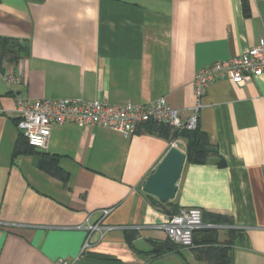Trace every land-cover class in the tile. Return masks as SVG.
<instances>
[{"label": "crops", "instance_id": "crops-1", "mask_svg": "<svg viewBox=\"0 0 264 264\" xmlns=\"http://www.w3.org/2000/svg\"><path fill=\"white\" fill-rule=\"evenodd\" d=\"M2 37L27 40L30 52L0 68V264H145L150 240L168 238L158 227L167 214L149 202L145 180L172 145L186 152L187 140L166 137L151 122L132 135L61 124L46 147L13 157L21 133L16 100L165 97L187 118L197 70L263 41L264 0H0ZM11 72L21 81L7 83ZM199 125L225 165L186 162L173 202L230 218L243 234L232 264H264V76L211 83ZM43 155L58 157L67 182L39 167ZM106 208H113L103 221L112 229L91 233L86 246L87 223ZM230 227L215 237L226 240ZM128 228L139 230L132 245ZM187 248V264H210Z\"/></svg>", "mask_w": 264, "mask_h": 264}, {"label": "built area", "instance_id": "built-area-1", "mask_svg": "<svg viewBox=\"0 0 264 264\" xmlns=\"http://www.w3.org/2000/svg\"><path fill=\"white\" fill-rule=\"evenodd\" d=\"M259 76H264V39L241 55L216 61L197 70L193 81L196 104L192 109L193 113L187 118L179 109L171 106L165 97L146 104L132 102L112 104L104 99L88 100L83 97L17 98V126L29 144L35 148L46 147L53 126L61 124L108 126L120 129L127 135L136 133L138 127L147 122L168 126L178 131L194 130L199 126L202 98L211 83L227 78L241 85ZM4 79L9 84L21 81V77L14 72L5 74ZM112 210L113 208L103 209L98 221L87 223L89 236L86 246L89 245L91 233L95 231L103 233L105 229H112L103 222ZM158 227L164 229L173 242L184 247H192L196 232L219 229L221 225L206 223L201 208L183 206L176 214L167 215ZM58 264L70 263L60 259Z\"/></svg>", "mask_w": 264, "mask_h": 264}, {"label": "trees", "instance_id": "trees-1", "mask_svg": "<svg viewBox=\"0 0 264 264\" xmlns=\"http://www.w3.org/2000/svg\"><path fill=\"white\" fill-rule=\"evenodd\" d=\"M247 10V9H245ZM247 12V11H245ZM29 42L27 40H19L17 38H0V68L6 60L18 62L20 58L27 56L30 52ZM153 126V130H159L161 134L171 139L184 138L187 140V163L204 164L209 162H216L219 166L225 165V159L220 155L216 146L211 144L208 134L200 128V125L194 130H183L171 132L170 127L158 125L154 122L149 123ZM36 148L31 146L21 132L15 144L13 157L22 154L35 153ZM43 159L39 161V167L47 173L62 179L64 182L68 180V173L64 171L58 162L57 156H42ZM149 202L160 211L167 215L176 214L180 207L173 201H161L158 198L146 194ZM203 220L206 223H213L218 225L227 224L231 227L228 228V237L226 240L221 241L217 235L215 240L211 243L194 244L192 250L199 260L206 261L210 264H232L233 262V248L238 240H242L243 234L241 229L233 226L230 218L220 215L203 213ZM217 234L218 229L210 230ZM126 240L132 245L134 240L139 236V230L136 228H128L125 230ZM152 249L144 252L147 262L145 264H157L155 260L164 254L177 252L182 254L185 248L173 242L169 237L166 240H150Z\"/></svg>", "mask_w": 264, "mask_h": 264}, {"label": "water", "instance_id": "water-1", "mask_svg": "<svg viewBox=\"0 0 264 264\" xmlns=\"http://www.w3.org/2000/svg\"><path fill=\"white\" fill-rule=\"evenodd\" d=\"M187 153L178 146L172 145L155 170L146 178L143 189L161 201H172L177 193V184L180 181ZM215 240V232H196L194 244L211 243Z\"/></svg>", "mask_w": 264, "mask_h": 264}, {"label": "rangeland", "instance_id": "rangeland-1", "mask_svg": "<svg viewBox=\"0 0 264 264\" xmlns=\"http://www.w3.org/2000/svg\"><path fill=\"white\" fill-rule=\"evenodd\" d=\"M183 250L186 252V255L187 253L190 252V250L187 247H185ZM155 263L157 264H187V260L183 257V255L178 253L176 255L163 257L162 259L157 260V262Z\"/></svg>", "mask_w": 264, "mask_h": 264}]
</instances>
